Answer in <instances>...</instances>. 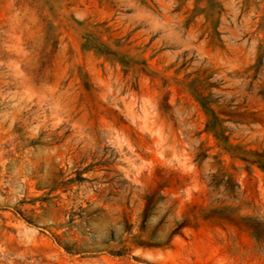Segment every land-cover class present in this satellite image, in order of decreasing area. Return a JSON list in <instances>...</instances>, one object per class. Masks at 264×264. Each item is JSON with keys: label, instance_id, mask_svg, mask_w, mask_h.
Here are the masks:
<instances>
[{"label": "rangeland", "instance_id": "rangeland-1", "mask_svg": "<svg viewBox=\"0 0 264 264\" xmlns=\"http://www.w3.org/2000/svg\"><path fill=\"white\" fill-rule=\"evenodd\" d=\"M0 264H264V0H0Z\"/></svg>", "mask_w": 264, "mask_h": 264}, {"label": "trees", "instance_id": "trees-1", "mask_svg": "<svg viewBox=\"0 0 264 264\" xmlns=\"http://www.w3.org/2000/svg\"><path fill=\"white\" fill-rule=\"evenodd\" d=\"M217 136V135H216Z\"/></svg>", "mask_w": 264, "mask_h": 264}]
</instances>
